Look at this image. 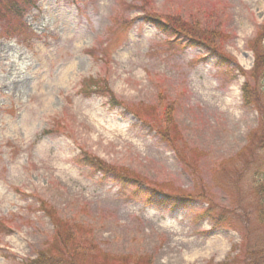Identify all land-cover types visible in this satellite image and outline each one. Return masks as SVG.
I'll list each match as a JSON object with an SVG mask.
<instances>
[{"label": "rangeland", "instance_id": "obj_1", "mask_svg": "<svg viewBox=\"0 0 264 264\" xmlns=\"http://www.w3.org/2000/svg\"><path fill=\"white\" fill-rule=\"evenodd\" d=\"M25 1L15 0L21 18L7 19L0 0V264L71 256L51 214L81 251L70 264H248L264 254L254 178L264 79L252 50L264 0ZM149 15L174 26L173 46ZM12 19L20 26L5 36ZM245 83L258 107L245 105ZM84 154L141 178L137 194L151 187L184 207L145 205L79 165Z\"/></svg>", "mask_w": 264, "mask_h": 264}, {"label": "trees", "instance_id": "obj_2", "mask_svg": "<svg viewBox=\"0 0 264 264\" xmlns=\"http://www.w3.org/2000/svg\"><path fill=\"white\" fill-rule=\"evenodd\" d=\"M24 3H26L25 0H24ZM6 4L8 5L5 8L7 13L4 12L3 18L9 19L13 15L15 16L14 18L16 19L21 18V12H23V10L21 9L22 11H20L16 7L15 0H7ZM145 21L147 22V24L154 26V28L158 32L163 34V36H165V38L167 39L168 44L170 46H173L172 44L176 42L173 39V38H176L175 37L176 29L173 30L174 26L170 25L169 21H162L151 15L147 16ZM4 22L6 25H5V29L3 28L2 32L5 34V36H9L7 35L9 34V30L14 31V28L12 27H15V25L18 27L20 26V22L15 21L13 19L5 20ZM18 27L17 29L20 30V28ZM190 38L191 37L189 36V39H188L189 43H192V45H195L196 42L191 40ZM262 39H264V25L259 32L258 40H256V42L252 46V50H253L255 60H256V65H255L256 69H254L255 70L254 74L256 71L262 70L263 79H264V63H263L264 57H262L260 53L261 50H264V48H261ZM204 49L207 51L209 50L210 53L219 54L215 48L211 47V45L207 44V48L205 47ZM259 62L261 64H258ZM252 77L254 78V75ZM95 84L96 83L93 81H87L83 84V87L89 88L90 90H93V91H101L102 89V90H105L106 92V89L104 87H99L98 89L94 86ZM262 89H263V94H264V86ZM248 90L250 91L249 84L245 83V85L242 87L243 100H244L245 105L247 106L252 105L254 107H258V102L256 106L253 99L249 96ZM109 95L110 94L107 93V96L109 97V105L113 108L116 106H120L119 103L115 101L113 97ZM77 163L81 166L88 167L93 174H101L102 178H110L113 183H116L120 187V189H127V188L133 189V192L131 193L132 197H135V198L136 196L140 197L143 203L147 206H158L159 204L163 206V208H167L168 206H171V209H174V210L184 207L185 202L183 201V198L172 197L171 195H165V194L163 198H159L158 191H156L154 188H151V187H148L149 188L148 193L150 195H145L144 193H142V195L137 194L139 190L144 191L142 187H144L145 184L141 178H139L138 176H135V174L132 173L131 171L110 167L102 163L99 159L88 156L87 154H84L81 160L77 161ZM254 178L256 179V186H258L256 188L258 191L255 194L260 204V207L258 206L257 208V212L259 214L258 219L261 221L262 224H264V166L262 170L254 174ZM203 216L204 218H209L210 220H214L213 209L209 208L206 211H204ZM49 217L53 218L52 221L55 223V226H56L55 228L56 245H59L61 249L70 248L73 254L70 256V255H67V251L65 253H63L62 251V253H57L56 256H52V255H49L48 254L49 251L46 250L44 252H39L37 254L36 259L28 263H25V264H70V262L67 261L66 259L72 258L74 256L77 257L78 253H81V251L77 250V248L73 250L72 245H68L65 243V241L61 238L62 231H61L60 222L55 220L52 214ZM65 230H68V229L66 228ZM53 245H54V242L51 247H53ZM248 264H264V254H261L260 256L256 257L251 262L249 261Z\"/></svg>", "mask_w": 264, "mask_h": 264}, {"label": "bare ground", "instance_id": "obj_3", "mask_svg": "<svg viewBox=\"0 0 264 264\" xmlns=\"http://www.w3.org/2000/svg\"><path fill=\"white\" fill-rule=\"evenodd\" d=\"M214 244H216V241L214 242ZM192 256H198V253H194ZM185 257V256H184Z\"/></svg>", "mask_w": 264, "mask_h": 264}]
</instances>
